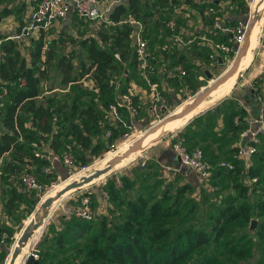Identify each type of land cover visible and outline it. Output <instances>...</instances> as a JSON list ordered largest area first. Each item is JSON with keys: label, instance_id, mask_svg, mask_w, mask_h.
<instances>
[{"label": "trees", "instance_id": "obj_1", "mask_svg": "<svg viewBox=\"0 0 264 264\" xmlns=\"http://www.w3.org/2000/svg\"><path fill=\"white\" fill-rule=\"evenodd\" d=\"M37 1L35 0L34 6ZM174 2L175 0H117L106 13L114 23H99L101 25L96 32V39L83 37L78 40L86 49V60L78 58L75 64L72 48L58 54L55 61L59 74L57 82L75 83L79 78H86L92 83L99 103L93 99L94 101L78 106L74 99L67 104L65 101L54 100L51 96H41V85L49 77L54 57L51 45L45 49L44 56L41 54L42 29L32 42L27 56L16 46V38H1L0 85L5 87V93L0 99L5 98V102L3 105L0 103V154H11L12 160L3 167L8 179L11 173H18L24 167L45 176L43 167L50 162L46 157L48 149L58 153L63 150L74 152L77 163L83 165L86 154H96L99 138L108 136L109 142L111 136L118 134L120 122L115 125L109 122L107 105L118 98L119 94L129 93L127 81L130 71L136 70L134 44L129 35L132 26L127 21H118L126 15L144 22L151 14L147 10L149 6L158 9L159 6L165 7ZM2 11L7 13L8 10ZM166 20L167 18H163L161 25L170 33L165 25ZM104 25L108 27L101 28ZM143 36L147 41L145 30ZM227 37L228 34L218 31L215 42H225L236 48ZM101 42L106 44H99ZM148 44L150 43H147V47L151 51L152 46L149 47ZM230 51H234L233 48ZM115 52L118 57L114 56ZM209 52L208 47L206 55ZM177 62L187 69L184 58L178 57L172 64ZM116 74L118 83L113 87L110 81ZM20 77L23 79L22 83L18 81ZM139 79L143 83L140 77ZM151 79L153 80L152 76ZM1 91L0 86V93ZM112 91L116 93L115 96ZM258 91L254 89L255 93ZM130 96L131 103L139 113L137 95L130 92ZM166 99L169 100L167 97ZM229 99L228 102L232 103V99ZM117 109L125 110L124 106H117ZM235 115L238 118L236 122ZM216 124V120L208 119L205 127L210 128L214 139H219L222 137L220 130L223 122L220 128L213 130ZM246 124L244 109L234 103L224 120L225 130L232 131L231 141ZM107 129H110L108 135ZM176 134L185 138L189 149L196 147L189 140L193 135L192 131L178 130ZM200 148L204 158L213 165L211 175L205 180L208 185L216 184L220 177H224L233 189V192L222 196L213 206L209 205L212 210L194 217L192 212L195 200L192 196L185 198L192 201L187 206L186 201H178L185 191L190 190L192 184L188 181L172 183L171 179L176 175L166 180L157 192L155 186L162 182L161 178L144 186L137 185L133 192L127 190L132 183L127 175H120L121 183L118 187L109 178L103 188L107 192V200L112 203L108 208L112 213L94 214L91 219L74 216L63 219L62 214L58 215L61 227L52 229L50 236L41 237L37 242V247L40 243L45 245L37 249L38 264H264V247L260 255L255 256V252L259 250L257 243L249 233L241 230L244 224L250 223L253 216L260 217L254 234L260 243H264V174L260 171L261 166H264V134L256 144V150L251 156L252 163L246 171L242 170L241 160L233 156L235 145L227 148L228 156L218 158H212L203 147ZM219 159L232 162L233 167L227 169L220 166ZM251 176H255L256 180L244 182V178ZM16 180L18 182L17 177ZM172 185L173 195L169 191ZM83 193L77 194L74 199L78 202ZM28 199L31 209L34 200L32 197ZM202 200L206 203L211 201ZM202 215L204 216L201 217ZM2 230L11 234L10 230L3 228L0 232ZM73 234L81 239L70 242L75 237ZM6 239L5 237L4 240ZM6 250V247H0V263ZM72 257H77V260L73 262Z\"/></svg>", "mask_w": 264, "mask_h": 264}, {"label": "crops", "instance_id": "obj_2", "mask_svg": "<svg viewBox=\"0 0 264 264\" xmlns=\"http://www.w3.org/2000/svg\"><path fill=\"white\" fill-rule=\"evenodd\" d=\"M16 1L17 0H0V40H2L7 35L22 33L15 40L16 42L17 41L19 42L22 40V38H24L23 36L27 33V32L23 33V28H25V26L22 19L27 16V18L29 17V21L31 23L30 12L32 10V7L34 6L35 0H18L19 6L16 7L15 9L21 11L24 10V12H26L23 14V16H19L20 17L19 21H17V18H15L13 14L14 10L12 4H15ZM110 1H113L112 4H114V2H116L117 0H109V2ZM243 1L244 0H175L173 4H169L165 7L159 6L158 9H154L153 7L151 8L152 10L155 11L154 22L155 23L158 22L159 24V25H155L153 22L150 24L149 22H147V26H146L149 27L150 25H153L156 28L154 34H151L150 28H147V33H145L147 36L148 43H150V45L154 47V49L156 50V51L151 50L153 54L152 62L154 65V71L151 76L153 80L158 84L163 94H165V97H167L169 100L170 99L174 100V97L177 96L179 92L182 93V91H185V89H190L192 85H196L197 79L201 78L200 74H197V72L195 71V68L197 66H201L202 73L205 76H206L205 70L209 72V68H208L209 65H211L212 68L219 66L218 57L220 58V54H221L220 52H217L215 57L206 55V52H208V47L210 46V44L215 42L216 35L218 32L215 31L214 28L212 27L211 25L212 21L215 19H220V21L224 23L227 22V24H234L236 20H239L240 18L243 17L244 13L241 12L239 7L240 4L243 3ZM262 1L263 0H253L252 3L253 8L252 11H250V16L257 10L258 6L261 5ZM3 9L8 10L7 13H3L2 11ZM71 13L73 12L70 11L69 14H67V16L64 19L55 20L51 22V24L47 28L42 29L43 32V46L41 53L42 56H44L45 49L47 48L44 37L46 29L50 28L53 25L60 26V23H62L61 25L63 28H67L68 30L71 31L74 30L75 27H77V25L74 22L70 21ZM164 13L174 14L175 20L177 22L176 30L173 32L171 31L170 34H168L164 29V26L162 27L161 25V21L163 18H156L158 14H161V17H164L165 15L162 16ZM128 17L129 16L125 15V17L123 16L122 19L120 20H127ZM263 19L264 17L262 16L258 20V22L254 25L251 31L248 53L246 56L243 57L242 61L240 62V65L237 68L238 70L244 68L250 61L252 49L255 47L256 44L255 42L257 41V38L260 34V30H261L260 25H262ZM89 23H91V21H89ZM94 24H95V31L97 32L100 26L97 25V22H94ZM28 26H30V24H28ZM18 28L19 31H17ZM30 31H32V34L28 36L26 39H28V42L32 44V42H34L35 39L38 37L40 29L32 27L30 28ZM83 37L96 38L94 34H91L90 36H86V34H84L79 39H77L78 44H79L78 40H80ZM156 42L157 44H155ZM197 44H199L200 46L199 48L195 49L194 47H196ZM24 55L27 56V54ZM178 57L184 58V63L188 66L186 69L185 77L183 78L170 77L166 74L167 69L172 65H174V63L172 64V62L178 60ZM175 64H178V62ZM130 72H129L130 78L127 81V90L129 93L131 92L132 94L137 95V98L139 100L138 107L140 112L139 113L137 112L133 116L130 115L128 110L126 109L125 110L117 109L116 114L110 113L109 110L107 109L106 111L107 118L109 122L113 125H115V123L117 122L122 121L120 118L121 116L126 120V123H128L129 121V123L135 124L136 121L143 119L144 117L149 115L148 106L145 101L147 98L146 86L144 85V82L142 83L140 81L137 71L135 69H132ZM57 76H59L58 73ZM235 77L236 74H234L233 77L230 78L228 77L223 82V84L220 85V87L218 88L219 91H217V93H214V95L211 98L202 99L188 113L178 117L172 124H170L166 129H164L163 133L178 128L177 122L185 119L188 120L190 117L194 116L204 108L210 106V104H212L217 99L228 93L235 80ZM251 81H253V79H251ZM254 87L255 89L259 90L258 93L254 92L253 90ZM253 88L250 87L249 89L243 92V90L240 87H238L237 90L233 92V94L226 97L227 101L225 102V104L219 101L216 104L209 107L208 109L204 110L205 112L201 111L199 115L202 116H199L200 120L198 123H195L194 125L186 124V126H184L183 130L193 132V135L189 137V140L192 143H195V145H200L201 147H203L204 151L212 158L228 156L229 151H227V148L232 145L236 146V142L238 141L237 135H236L237 137H233V141H231L232 131L230 130L226 131L224 127V120L226 119L228 112L233 108V104L235 103L237 106L244 109L247 124H250L253 118H257L260 116L264 117V112L260 109L256 98L257 94L264 95V77L261 79V82L258 83V85L253 86ZM120 95L121 94H119L117 97H119ZM229 98L232 99L233 101L232 103L228 102V100H230ZM208 119L216 120L217 124L215 127H213V130L220 128V125L222 126V122H223L224 128L222 127V129L220 130V133L222 132L221 135L222 137H220L219 139H214L213 138L214 135L211 133L210 128L205 127V122H207ZM144 135L145 133L140 137H143ZM170 138L171 136L169 135L168 138H165L164 140H160V142L155 141L151 146H149V148L146 150L147 153L146 156L140 158L141 160L143 159L142 161L148 159L147 161L149 162V164H147V166L143 164V162L140 163L139 161L137 163L140 166L142 165V167H139L136 170H131V169L124 170L120 172L121 174H118L119 176L123 174L127 175L129 179L132 180L131 188H128L127 190L133 192V190L136 189L135 187L137 185L144 186L147 183L154 182L155 179L163 178L162 182L155 186V188L158 189L161 188L164 182H166V180L171 178V176L173 175H176L180 183L188 181L192 185L198 184L196 174L186 165L180 163L178 156L170 147L169 145ZM148 142L149 141L145 142L144 144L141 145L140 148H137L135 151H132L129 154H127L128 157L130 155L132 156L136 155L142 148L145 147V145H147ZM5 155L7 156L5 160H3V157ZM127 155L125 156V158L127 157ZM125 158H123V160ZM11 160H12L11 154L7 152H3L2 154H0V179L2 181L4 180L6 184H8L7 188H5L4 185L0 184V209L2 210V213L5 214H9L8 212H11V209L13 208L15 202L24 199V194H23L24 189L21 188L18 184H16V182L12 184L7 182L10 181L9 179L11 178L9 177L8 179L7 177L8 175L4 171L3 167L6 164V162ZM121 164H122V160L119 163L117 162L114 168L120 166ZM53 166H55L54 167L55 170H58L59 172L63 165L61 162H53ZM135 174H137V176H135ZM198 180L202 181L201 179ZM101 187L103 186L97 185L94 187H90L89 189L82 190L81 192H84L89 196L90 204L93 208L94 214H100V213L111 214L112 212H109L108 208L112 206V203L109 200L107 199L105 200L102 198V196L99 193V189ZM74 197L68 200V202H64V204H60V208L58 209L57 212L58 214L57 213L54 214L51 221L47 222L45 219L43 220V223L40 227L46 226V232L41 237L50 236V232L52 231V229L54 228L57 229L56 228L57 224H61V222H59L57 219V215H61L63 214L64 210H70L75 205H77V201L74 199ZM3 228L11 231L10 236H12L13 231L15 230L12 229V226L5 224L2 221V219H0V229ZM73 236L75 237H72L69 240L70 242L79 241L81 239L80 237H76V235L74 234ZM42 247H45L43 243L38 244V247L36 244L34 250L38 253L37 249Z\"/></svg>", "mask_w": 264, "mask_h": 264}, {"label": "rangeland", "instance_id": "obj_3", "mask_svg": "<svg viewBox=\"0 0 264 264\" xmlns=\"http://www.w3.org/2000/svg\"><path fill=\"white\" fill-rule=\"evenodd\" d=\"M110 2H113V1H110ZM108 3H109V0L108 1L107 0H100L99 5L101 8H104ZM252 3H253V0H246V1L244 0L243 3L240 4L239 7H240L241 12L244 13L243 14L244 18L242 17L239 20H236V22L237 21H243L246 23V27H247L248 22L254 21V20L250 19V11H252V8H253ZM12 6H13V10H14L13 14H14L15 18H17V21H19V19H20L19 16H23V14L26 12H24V10L21 11V10L15 9L16 7L19 6L18 0L16 1L15 4H12ZM151 8H152L151 6H149L147 8V10H149L151 12V14L147 17L146 21L143 22V24H145L144 25L145 33H147V28H150L151 34H154V31L156 28L153 25L146 27L147 22H149V24L153 22L155 25H159L158 22H156V23L154 22L155 11L152 10ZM258 14L255 16V19L258 20L262 16L264 17V7L260 10V12ZM162 16H164V17H161V14H158L156 16V18L172 19L175 23L174 24V29H175L177 22L175 20L174 14H171V13L165 14L164 13ZM22 21L24 23L25 28L28 27V24H30L29 17L27 18V16L24 17L22 19ZM70 21L74 22L77 25V27H75V29L72 31L68 30L67 28H63L61 25L62 23H60V26L59 25H57V26L53 25L50 28L46 29V31H45V35H44L45 43L47 46H49V45L52 46V48L54 50V57L52 59L53 63L49 69V77L45 81V83H43L41 85V89H42L41 96H51L54 100H58L59 102L65 101V103H67V104H69L71 101L75 100V102L77 103L78 106H82L84 104H87L90 100H93V99L96 100V103H99V101L96 99V92L92 87V83L90 82V80H88L86 78H79L75 83L60 84V83L56 82L58 76H57V71H56V67H55V61H56V57L58 56V54L61 52H64L66 49L72 48L73 52L75 53V59H73V62L75 64H77L76 61L78 60V58L85 59V53H86L85 47L79 45L77 43V39H79L84 34H86V36H90L91 34H94V36L96 38L98 37L96 34V31H95L94 22L89 23V21L83 19L82 17H80L78 15L75 16L74 13H71ZM90 24H91V26H90ZM97 25L100 26L101 24L97 23ZM107 27L108 26H106V25L103 26V28H105V29ZM174 29L172 30V32L174 31ZM28 32L25 34L26 36L25 35L23 36L24 38H22L21 41L16 42V46L18 47L20 52L23 54H27L28 51L30 50V48L32 47V44H30L28 42V39H26L28 36H30L32 34V31H30V29H29ZM168 34H170V33H168ZM149 35H150V32H149ZM247 40H248V38H247ZM249 43H250V38H249V42L248 43L246 42L245 49L240 54L238 59H234L236 48L232 44H228L229 45L228 53L226 54L225 58L221 59V61H220L221 64L215 68H212L211 65H209V66L207 65L209 68V72L211 73L210 78H207L202 73L201 66H197L195 68V71L197 72V74H200L201 78L197 79L196 85H192L193 87H191L190 89H185V92H182V93L179 92V94L174 97V100H171V99L168 100L167 101L168 102L167 112L165 114H163L162 116L161 115L160 116H152L149 114L148 116L144 117L143 119L136 121L135 124L126 123L125 119L121 116L120 118L122 121H120L121 127H120V130L118 131V134L116 136H111V140L109 142L107 141L108 136H105V137L102 136L101 138H99L98 139L99 143L97 145L96 154H94V155L86 154V157H85L86 160H85V163L83 165H79L77 163V161L75 160L74 152H72L73 166L70 169L66 168L62 164L63 166L61 167L60 171L58 172V170H55V168H54L55 166H53V162H49L48 170L45 171L46 175L44 176L42 174L35 173L33 170H31L29 168L24 167L22 169V171H26L27 173L32 175L38 184L37 188H30V189L26 188L25 186H23L22 184L17 182L16 177L18 176L19 172L18 173L17 172L11 173V175H9V177L11 179H9L10 181H7V182L10 184L16 182V184H18L21 188L24 189L23 194H25L26 197H24V199H22L20 201L15 202L13 208L11 209V212H8L9 214L2 213V210L0 209L1 210L0 211V219H2V221L5 224L12 226V229H15L13 231L12 236H10L11 234L8 235L7 231L4 230L6 232V238L7 239L0 243V247L1 246L6 247L7 250H6L0 264L6 263V261L8 260V257H9V251L11 250L12 246L15 244L16 236L18 237V235L21 231V228L24 225L29 223V221L31 219V214L36 209H38L40 201L44 197L49 196L48 195L49 193L50 194L54 193L56 190L61 188L63 185H65L66 183H68L72 179H74V178H76L82 174L88 173L89 171H92V169H94L97 166L103 165L108 158L107 155L110 154L111 152H113L115 154V153H119L120 151H125L127 149L126 148L127 145H130L132 143L131 142L132 139H134L138 136L140 137L142 134L146 133L147 131L152 130L155 127L154 123L157 120L161 119L163 116L168 114L170 111H172V110L175 111L178 108H180L181 106H183L184 104L188 103L194 95L201 93L203 90L212 89L213 87L211 88V86H213V84L218 79H220L223 75L224 76L218 81L219 83H217V85H214V88H217L218 86L222 85L223 82L228 78V76L231 75L233 73V71L235 70L236 77H235V80H234L230 90L224 96L220 97L215 102L210 104V106L204 108L201 111L205 112L204 110L208 109L209 107H211L212 105L216 104L219 101H221V102H223V104H225V102L227 101L226 97L233 94V92H235V90H237L238 87H240L244 92L247 89H249L250 87L253 88V86L258 85V83H260L261 79L264 77V19H263V22L261 25L260 34L257 38L255 47L252 49L251 58H250L249 63L244 68L238 70L237 68L239 67L240 62L242 61L243 57L246 56L248 53ZM99 44L103 45L106 43L101 42ZM155 44H157V42ZM148 46L150 47L149 44H148ZM199 46L200 45L197 44L196 47H194V48L195 49L199 48ZM231 48H233L234 51H230ZM191 49H192V47H191ZM200 49H203V48H200ZM151 50H155L154 47H152ZM74 69H76V67H74ZM229 71H231V73L226 76V73H228ZM115 76H113V78H111V81H110L113 84V87H115L118 83V77H117L118 75L116 74ZM251 79H253V81H251ZM254 89H255V87L253 88V90ZM217 91H219V90L217 89ZM217 91L214 93H217ZM112 92L115 96L116 93H114V91H112ZM214 93L207 98H211L214 95ZM4 102H5V98L0 99V103L2 105ZM201 111H199L194 116L190 117L182 126L176 128L174 130H170L166 133H163L164 130L162 132L157 133V135H155L153 137V139L149 140L147 145L144 148H142L136 155H134V156L130 155L131 157L130 156L128 157V155H127L128 159L125 160L124 162H122V164L120 166H117L114 168V166L117 164V162H116L110 169H107L105 172H103L99 178H93L92 180H90L91 182L90 181L86 182L87 184H83L80 187L72 188V189H69L68 191H66L65 194L61 195L60 197H58V199L51 202V204L47 208L46 215L44 216V219L47 222L51 221V219L53 218V215L58 212V209L60 208V204H64V202H68V200H70L72 197L76 196V194H79V192H81L82 190H86V189H89L90 187L100 185V184H102V182H104V184H105L109 178H112V179L115 178L118 174H121L120 172H122L124 170H128V169L136 170L139 167H142V165L140 166L137 162L143 160V159L141 160L140 158H142L143 156H146V154H147L146 150L149 148V146H151L155 141L160 142V140H164L165 138H168L171 133H177L178 130H183L184 126H186V124H193L194 125L195 123H198L200 120L199 116H202V115H199ZM141 116H142V114H141ZM196 118H198V119H196ZM196 147L200 148L201 146L196 145ZM119 148H121V149H119ZM136 149H134L133 151H135ZM6 156L7 155H5L3 157V160H5ZM103 157H104V159H102ZM123 158H125V156L122 157L118 161V163L121 162V160L123 161ZM147 160L148 159L142 161L143 164H145L146 166H147V164H149V162ZM219 160H221V159H219ZM260 171L264 174V166H261ZM141 172H143V171H141ZM67 176H69V178L64 181V179ZM135 176H137V174H135ZM161 179L163 180V178H161ZM171 181H172V183L180 184L179 179L177 177L171 179ZM197 181H198L197 182L198 184L191 185L192 187L190 188V190L185 191L181 195L182 196L181 199H178V201H181V200L186 201V206H187L192 201L185 199V198L187 196H192L191 198L193 200H195V201H193L195 203H193L194 210L192 212L194 217H197L198 215H200V213L203 214L209 210H212V208L209 205L213 206V204L216 201H218L220 198H222V196L226 195L227 193L233 192V189H232L229 181L227 180V178H224V177H220V180L217 181L216 184H212V185L211 184L208 185L207 181H205V180L199 181L197 179ZM0 184L4 185L5 188L8 187V184H6V182L4 180L2 181L0 179ZM159 189H156V190L154 189V190L157 192ZM173 189L174 188L172 185L171 188H169V191L172 193V195L175 194ZM29 197H32L34 200V202L32 204L33 206L31 209H30V202L28 199ZM202 199H211V201L209 203H206ZM186 206H184V208H186ZM29 209H30V211H29ZM48 214H49V217L47 216ZM203 216L204 215H202L201 217H203ZM21 217H24V218H21ZM57 218H59L58 215H57ZM259 218L254 217V216L251 218V219H254V226L252 229H249L250 223L244 224L241 228V230H243L244 232L246 231L247 233H249L252 240L257 243L259 250L255 252V256H259L260 251L264 247V243H260L257 239V235L254 234V231L258 228ZM42 223H43V221H42ZM42 223L40 224V226L42 225ZM262 230H264V228ZM45 232H46V226L40 227L39 233H35V235L33 237H31L29 240L27 239V242L25 243V248H24L23 252L21 253L20 259L18 260V262L16 264H23L22 259L23 260L25 259V258H23L24 254L28 250L36 247L38 240L41 238V236ZM7 235H8V237H7ZM34 239H35V243H34ZM71 260L73 262H75L77 260V257H72Z\"/></svg>", "mask_w": 264, "mask_h": 264}, {"label": "built area", "instance_id": "obj_4", "mask_svg": "<svg viewBox=\"0 0 264 264\" xmlns=\"http://www.w3.org/2000/svg\"><path fill=\"white\" fill-rule=\"evenodd\" d=\"M99 2L100 0H38L30 12V26L23 28V33L28 32V29L32 27L45 29L51 24V22L64 19L70 11L91 22L113 24L114 21L109 19L106 15L107 11L111 8L112 2H109L104 8L100 7ZM123 21H127L132 26L129 35L134 44L136 71L146 86L147 98L145 101L148 106L149 114L152 116H162L167 112L168 102L158 84L151 79V74L154 71V65L151 61L153 54L147 47L146 38L143 36L144 25L139 18H134L132 16H129L127 20H119L118 22ZM174 24L175 23L172 19H167L165 22V25L170 31L174 29ZM211 25L214 30L228 34L227 40L233 42L236 47L243 41L246 29L245 22L237 21L234 24H225L219 19H215L212 21ZM21 34L22 33L11 34L7 35L5 38H17ZM209 49V56H215L219 51L221 53H219L220 58L223 59L228 53L229 45L225 42H214L210 44ZM114 56L118 57V53L115 52ZM0 59H2V57H0ZM166 74L170 77L183 78L186 74V70L178 63L169 67ZM18 81L19 83H22L23 79L20 77ZM0 86L2 89L0 93L1 96L5 93V87L2 85ZM256 98L260 109L264 112V95L257 94ZM117 106H124L130 115L134 116L137 113V107L131 103L130 93H123L114 101L108 103L107 109L110 113L116 114ZM237 119L238 118L235 115L234 121L236 122ZM128 124H130L129 121ZM108 134H110V129L106 130V135ZM263 134V116L253 118L250 124H247L239 131L238 141L236 142V149L233 156L241 160L243 171H246L251 165V156L256 150V144L259 142L260 136ZM170 136L169 145L178 156L180 163L190 168L199 179L206 180L213 171V165L204 158L201 148L193 147L189 149L183 136H179L176 133H171ZM46 157H48L50 162H61L68 169L73 166L72 152L69 150H63L58 153L48 149ZM141 162L142 161H140V163ZM218 164L227 169L233 167V163L227 160H220ZM43 170L47 171L48 165L44 166ZM119 177L120 176L117 175L113 178L114 184L117 187L120 186L121 183ZM17 178L18 182L28 189L38 187L37 181L26 171L19 172ZM243 180L244 182L249 183L255 181L256 177L251 176L249 178H244ZM100 185L104 186V182ZM99 193L103 199H107V192L103 187L99 189ZM62 215L63 219H69L71 216L91 219L94 216V211L90 204L89 196L86 193H83L78 198L77 205L70 210H64ZM47 216H49V214ZM60 227L61 224H57L56 228L59 229ZM5 237L6 232L2 230L0 232V243L4 241ZM28 253L33 254L35 258L38 256L37 252L32 248L24 254L23 258H25ZM23 262L24 260L22 259V263Z\"/></svg>", "mask_w": 264, "mask_h": 264}, {"label": "water", "instance_id": "obj_5", "mask_svg": "<svg viewBox=\"0 0 264 264\" xmlns=\"http://www.w3.org/2000/svg\"><path fill=\"white\" fill-rule=\"evenodd\" d=\"M251 25H252V21L248 22V26L245 29L243 41L239 45H237V47H236L235 58L234 59H238L240 54L244 51ZM218 60H219V65H220L221 62H220V58L219 57H218ZM230 73H231V71L226 73V76L229 75ZM205 74H206L207 78L211 77V73L207 72V70H205ZM220 79H218L213 84V86H211V88L214 87V85H217V83H219L218 81ZM209 91L210 90H203L201 93L194 95L192 97L193 100L191 102L190 108L191 107L192 108L195 107L203 98H205V96L207 95V93ZM188 109L189 108H181V109H179L177 111H173V110L170 111L168 114H166L165 116H163L161 119L157 120L154 123V126H155L154 129L156 128V126L163 125L165 122H167L168 120L173 118L176 114L183 113V112L187 111ZM151 139H153V137L150 138V140ZM140 147H141V144L137 143V144H132L128 149L130 150L132 148H140ZM119 159H120L119 155L111 156L110 158H108L105 161L103 167L93 169L92 172H90L89 174L81 176L79 178V180H74V181L69 182L63 188H60L55 194L44 197L40 201L39 207L37 209L38 212H39V216L35 220L31 219L28 224L24 225L21 228V231H20L18 237L15 240V244L12 246L11 250L9 251V259H8L7 264H12V262H13L14 258L16 257V255L20 252L21 247L23 245H25V243L27 242L28 234L30 232H32L36 227H38L42 223V221L44 219V216L46 215L47 208L51 204V202H53L56 199H58V197H60L61 194L64 191H66L67 189L80 187L84 183L90 181L92 178L97 177L99 174L105 172L107 169H109V167L111 166V164H113V162H115L116 160H119ZM253 226H254V219H251L250 224H249V229H252ZM23 264H38V262H37L36 258L33 256V254L28 253L25 256Z\"/></svg>", "mask_w": 264, "mask_h": 264}, {"label": "bare ground", "instance_id": "obj_6", "mask_svg": "<svg viewBox=\"0 0 264 264\" xmlns=\"http://www.w3.org/2000/svg\"><path fill=\"white\" fill-rule=\"evenodd\" d=\"M264 7V0L262 1V3H261V5L260 6H258V8H257V10L250 16V19H252V20H254L253 22H252V25H251V27H250V31H249V34H248V40H247V43L249 42V38H250V34H251V31H252V29H253V27H254V25L258 22V20L257 19H255V16L260 12V10L262 9ZM259 15V14H258ZM257 20V21H256ZM261 26V25H260ZM257 36V35H256ZM256 43V42H255ZM247 64V63H246ZM234 74H235V70L233 71V73L231 74V75H229L228 77L230 78V77H233L234 76ZM220 86H218L217 88H212V89H210V91L207 93V95L205 96V98H207V97H209L210 95H212L214 92H216L217 91V89L219 88ZM205 98H203V99H205ZM192 100H193V98L188 102V103H186V104H184L183 106H181L180 108H178L177 110H179V109H181V108H189L187 111H185V112H183V113H178V114H176L173 118H171L170 120H168L167 122H165L163 125H159V126H156V128L154 129H152V130H150V131H147V133H145V135L143 136V137H136V138H134V139H132L131 140V144L130 145H127V149L125 150V151H120L119 153H113V152H111L110 154H108L107 156H108V158H110L111 156H114V155H119L120 156V159L122 158V157H124V156H126L127 154H129L131 151H133L134 149H136V148H132V149H128L132 144H137V143H140L141 145L142 144H144L145 142H147V141H149L150 140V138H152V137H154L155 135H157V133H159V132H162L168 125H170L171 123H173L178 117H180V116H182V115H184V114H186V113H188L191 109H192V107L190 108V106H191V102H192ZM177 110H175V111H177ZM188 116V115H187ZM187 121V119H185V120H181V121H179V122H177V126L178 127H180V126H182L185 122ZM143 135V134H142ZM115 151V150H114ZM106 157V156H105ZM131 157V156H130ZM107 158V159H108ZM102 159H104V157L102 158ZM119 159V160H120ZM128 159V157H126L122 162H124L125 160H127ZM119 160H116L115 162H113V164H111V166L109 167V169L116 163V162H118ZM102 162V161H101ZM104 166V164L103 165H101V166H97V167H95V168H101V167H103ZM94 168V169H95ZM93 170V169H92ZM90 172H92V171H89L88 173H85V174H82V175H80V176H78V177H76V178H74V179H72L71 181H74V180H79V178L81 177V176H83V175H87V174H89ZM102 175V173L101 174H99L97 177H94V178H99L100 176ZM69 178V176H67L65 179H64V181L66 180V179H68ZM71 181H69V182H71ZM63 182V181H62ZM68 182V183H69ZM68 183H66V184H68ZM65 184V185H66ZM65 185H63L61 188H63ZM58 188V187H57ZM60 189V188H59ZM58 189V190H59ZM58 190H56L54 193H52V194H48V195H53V194H55ZM69 189H67L66 191H68ZM66 191H64L61 195H63V194H65L66 193ZM39 216V212H38V210L36 209L32 214H31V219H36L37 217ZM30 219V220H31ZM39 231H40V225L38 226V227H36L32 232H30L29 234H28V240L31 238V237H33L34 235H35V233H39ZM34 241H35V239H34ZM32 243V242H31ZM24 248H25V245H23L22 247H21V250H20V252L16 255V257L14 258V260H13V262H12V264H16L17 262H18V260L20 259V256H21V253L23 252V250H24ZM8 259H9V257H8ZM21 261V260H20ZM7 262H8V260L6 261V263L5 264H7Z\"/></svg>", "mask_w": 264, "mask_h": 264}]
</instances>
